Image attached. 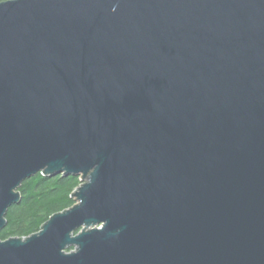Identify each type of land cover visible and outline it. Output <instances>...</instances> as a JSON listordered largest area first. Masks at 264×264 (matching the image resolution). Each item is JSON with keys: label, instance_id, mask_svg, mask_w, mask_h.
Instances as JSON below:
<instances>
[{"label": "water", "instance_id": "obj_1", "mask_svg": "<svg viewBox=\"0 0 264 264\" xmlns=\"http://www.w3.org/2000/svg\"><path fill=\"white\" fill-rule=\"evenodd\" d=\"M39 173L0 264H264V0L1 1L0 231Z\"/></svg>", "mask_w": 264, "mask_h": 264}, {"label": "trees", "instance_id": "obj_2", "mask_svg": "<svg viewBox=\"0 0 264 264\" xmlns=\"http://www.w3.org/2000/svg\"><path fill=\"white\" fill-rule=\"evenodd\" d=\"M80 183L79 176L63 174L45 176L39 173L27 178L19 189L21 201L8 210V223L0 231V240L12 236L27 237L38 232L54 213L75 204L72 193Z\"/></svg>", "mask_w": 264, "mask_h": 264}, {"label": "bare ground", "instance_id": "obj_3", "mask_svg": "<svg viewBox=\"0 0 264 264\" xmlns=\"http://www.w3.org/2000/svg\"><path fill=\"white\" fill-rule=\"evenodd\" d=\"M76 202V201H75ZM12 237H19V236H12ZM10 238V237H9ZM8 239V238H7Z\"/></svg>", "mask_w": 264, "mask_h": 264}, {"label": "rangeland", "instance_id": "obj_4", "mask_svg": "<svg viewBox=\"0 0 264 264\" xmlns=\"http://www.w3.org/2000/svg\"><path fill=\"white\" fill-rule=\"evenodd\" d=\"M82 181V180H81Z\"/></svg>", "mask_w": 264, "mask_h": 264}]
</instances>
